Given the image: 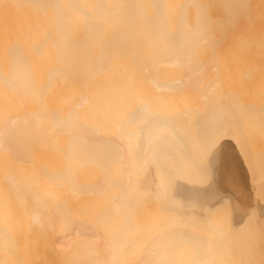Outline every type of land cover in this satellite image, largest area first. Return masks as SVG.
Instances as JSON below:
<instances>
[{
  "label": "bare ground",
  "instance_id": "bare-ground-1",
  "mask_svg": "<svg viewBox=\"0 0 264 264\" xmlns=\"http://www.w3.org/2000/svg\"><path fill=\"white\" fill-rule=\"evenodd\" d=\"M258 70L264 0H0V264H264Z\"/></svg>",
  "mask_w": 264,
  "mask_h": 264
},
{
  "label": "rangeland",
  "instance_id": "rangeland-1",
  "mask_svg": "<svg viewBox=\"0 0 264 264\" xmlns=\"http://www.w3.org/2000/svg\"><path fill=\"white\" fill-rule=\"evenodd\" d=\"M256 72H257V73H255L254 75H257V76H260V75H261V76H260V77H257V78L254 77V78H256V79H254V78L252 77L253 79H252V78H251V79H248L247 82H248L251 86H253L254 83L258 82V85H259L258 87H260L261 90H259L258 87H257V89H256L257 94H259L258 92H260V91H262V93H264V92H263V91H264V75H263V74H264V71H262V70L259 71V70H258V71H256ZM259 72H260V73H259ZM258 73H259V74H258ZM255 80H256V81H255ZM257 80H258V81H257ZM237 81H238V79L236 80V82H237ZM260 82H261V85H260ZM262 93L260 92V94H262ZM257 96L260 97V95H257ZM263 96H264V95L262 94V98H263ZM259 97H258V98H259ZM260 98H261V97H260ZM260 135H261V137H260ZM262 136H264V135H263V134H259L257 138H259V139H260V138H264V137H262ZM259 139H258V141H259ZM263 141H264V139H261V140L259 141V144H264ZM263 254H264V251H263ZM263 257H264V255H263Z\"/></svg>",
  "mask_w": 264,
  "mask_h": 264
}]
</instances>
